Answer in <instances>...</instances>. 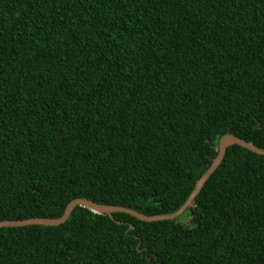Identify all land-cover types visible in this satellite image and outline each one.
Here are the masks:
<instances>
[{"label": "trees", "instance_id": "1", "mask_svg": "<svg viewBox=\"0 0 264 264\" xmlns=\"http://www.w3.org/2000/svg\"><path fill=\"white\" fill-rule=\"evenodd\" d=\"M223 134L264 149V0H0V220L172 213ZM0 264H264V155L172 219L0 227Z\"/></svg>", "mask_w": 264, "mask_h": 264}, {"label": "water", "instance_id": "2", "mask_svg": "<svg viewBox=\"0 0 264 264\" xmlns=\"http://www.w3.org/2000/svg\"><path fill=\"white\" fill-rule=\"evenodd\" d=\"M232 144L239 145L241 147H244L254 153L264 155V149L263 148H257L249 141H245L241 138H238L236 136L230 135V134H223L220 136V138L217 141L216 145V154L211 160V163L209 167L199 176V178L194 182L193 188L187 197V199L179 206V208L169 214L165 215H150L146 216L144 214L138 213L134 210L120 207V206H114V205H106V204H100V203H94L90 201L87 198L84 197H77L71 199L67 204L65 205L63 212L60 216L54 217V218H26V219H19V220H0V227H11V226H24V225H30V224H38V225H58L67 218L68 214L72 210L74 206H82L87 209H89L93 213H103L110 216V213L115 211L125 212L130 214L131 216H134L135 218L142 220V221H155V220H162V219H172L179 215L189 204L192 202L194 196L197 194L199 189L201 188L204 181L209 177V175L212 173V171L218 166L220 163L225 149L227 146H230Z\"/></svg>", "mask_w": 264, "mask_h": 264}]
</instances>
